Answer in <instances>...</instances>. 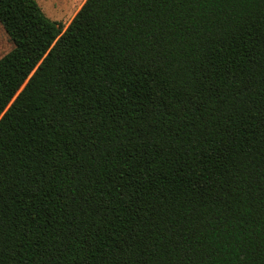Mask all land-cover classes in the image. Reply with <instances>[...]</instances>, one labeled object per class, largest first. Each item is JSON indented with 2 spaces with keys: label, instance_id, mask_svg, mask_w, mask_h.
<instances>
[{
  "label": "trees",
  "instance_id": "trees-1",
  "mask_svg": "<svg viewBox=\"0 0 264 264\" xmlns=\"http://www.w3.org/2000/svg\"><path fill=\"white\" fill-rule=\"evenodd\" d=\"M0 25V264H264V0Z\"/></svg>",
  "mask_w": 264,
  "mask_h": 264
},
{
  "label": "rangeland",
  "instance_id": "rangeland-1",
  "mask_svg": "<svg viewBox=\"0 0 264 264\" xmlns=\"http://www.w3.org/2000/svg\"><path fill=\"white\" fill-rule=\"evenodd\" d=\"M44 13L52 21L60 22L65 27L85 0H35ZM12 49L4 29L0 25V58Z\"/></svg>",
  "mask_w": 264,
  "mask_h": 264
}]
</instances>
